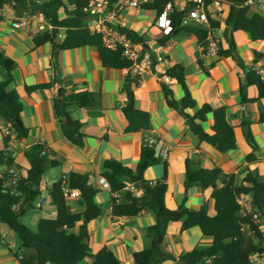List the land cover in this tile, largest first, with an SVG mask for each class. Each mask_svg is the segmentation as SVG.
<instances>
[{"label":"crops","instance_id":"crops-1","mask_svg":"<svg viewBox=\"0 0 264 264\" xmlns=\"http://www.w3.org/2000/svg\"><path fill=\"white\" fill-rule=\"evenodd\" d=\"M134 1L139 3V7H133L128 0H112L107 27L116 38L126 35L120 28L136 32L144 38L148 47L146 52L163 57V61L157 62L155 69H147L140 76H135L130 69L105 68L98 51L94 48L82 47L60 51L54 49L52 43L35 47L33 38L38 34V23H27L15 28L14 24L21 16L9 5L0 11V51L16 63L10 89H15L20 95L23 121L29 129L27 138L13 135L8 151L15 164L21 167L19 175L26 176L28 173L30 165L24 152L36 144L49 147L56 155L52 158L60 162L58 168L47 171L41 182L49 205L48 208L44 207L47 215L35 214L36 219L30 221L28 225L24 222L29 214L27 213L21 221L31 230L37 229L42 218L56 217L57 212L49 201V191L54 183L70 173H76L89 174L91 176L89 182L96 185L105 161L110 159L119 160L124 166L135 170L146 139L151 136L162 139L170 149L169 157L166 159L169 165L166 207L170 210L179 209L183 204L188 210H196L207 203L209 214L212 216L215 214L212 188L184 187L187 158L197 167L220 168L226 174H236L238 184L242 183V177L248 170H257L264 177V124L258 122L260 109L264 111V100L261 104H240L239 90L245 76L238 61L233 57L206 55L197 37L185 30L176 35H165L155 24L158 13L142 8L143 4L153 3L155 0ZM189 1L195 0H170L180 12L187 9ZM214 2L222 4L224 13L213 14L216 17L215 21L220 23L219 28L212 29L213 35L220 40L224 50L229 48L228 39L233 35L236 54L243 59L246 66H256L259 72L264 74V61L255 65V51L264 52V42H253L250 35L244 31L230 34L225 23L229 4L225 0ZM64 17L65 14L61 13V18ZM64 33L65 30L62 29L57 35L60 37V43ZM201 62L207 74L201 69L199 65ZM175 65L185 68L188 88L197 105L195 109H188L186 112L194 115L206 104L214 108H227V120L236 128L238 146L236 150L221 154L212 145L200 142L190 128L189 119L184 118L178 110L170 108L168 99L173 97L180 102L183 98L182 88L177 81L164 75L167 68ZM133 77L139 80L138 84L131 85L136 107L151 115L152 129L148 132H125L128 123L121 108L128 101L125 86L128 79ZM6 78L8 73L1 67L0 82ZM55 81L58 83L50 89H41L31 94L25 89L26 85L35 86ZM67 81L72 83L67 84ZM163 86L169 88L173 95H166ZM60 89H64L68 94L89 91L99 93L101 96L102 117H90L85 109H72V117L82 123L81 131L87 136L83 148L73 146L59 131L53 104ZM257 91L255 87L250 88L248 98L257 97ZM245 118L250 119L249 129L259 145L257 152L259 161L252 164L246 162L252 149L246 142L245 128H242V121ZM0 121L5 122L1 116ZM213 123V118L209 115L207 122L202 124L204 131L212 132ZM0 145L1 151L5 149L1 135ZM0 167L1 174L7 171L6 166ZM163 177L162 165L150 167L145 174L147 181H156ZM138 194L142 196V190ZM79 200V195L68 199L72 213L84 210L79 206ZM244 200L247 201L248 197ZM96 202L102 210V217L88 224L89 243L94 247L92 255L103 248H109L123 264H132L131 254L143 251L149 244L146 229L157 223L156 214L144 211L134 217H114L110 190H101ZM250 209L251 198L248 203L246 202L244 211ZM30 212L34 213L35 210ZM181 228L182 222L171 223L162 239L165 250L176 257L212 244V240L204 237L199 227L184 232H181ZM77 231L78 227L74 232ZM3 239L4 241H0V264H20L16 254L21 253V245L17 248L16 243L8 236H4ZM83 262L92 264L91 258H86L80 264ZM164 264L181 263L168 261Z\"/></svg>","mask_w":264,"mask_h":264},{"label":"trees","instance_id":"trees-1","mask_svg":"<svg viewBox=\"0 0 264 264\" xmlns=\"http://www.w3.org/2000/svg\"><path fill=\"white\" fill-rule=\"evenodd\" d=\"M91 0H0V11L4 6H11L20 15L42 13L46 20L53 26L52 29L37 34L33 38L35 47L52 43L54 49L60 51L79 49L82 47L94 48L101 57V63L109 69H130L132 63L123 56V48L116 50L104 46L101 33H91L88 24L83 22L84 10ZM112 2V0H110ZM170 0H155L153 3L142 5L145 10L162 13L164 7ZM210 5L214 0H206ZM229 4L226 27L232 32L244 31L249 34L253 42H264V14L252 13L244 5V0H225ZM196 3L189 1L188 8H194ZM70 8H73L70 10ZM61 13L65 14L61 18ZM185 11H178L174 7L171 15L172 32L176 35L180 31H187L197 37L203 45L209 35V29L198 26H184L181 24ZM1 19V16H0ZM219 21L210 20L211 29L219 28ZM65 30L61 43L56 44L57 35L60 30ZM126 34L128 40L134 44H141L144 51H148L144 38L136 32L120 28ZM229 48L219 52L220 58L233 57L243 70L245 79L239 90L241 105L252 103L261 104L264 100V74L260 73L256 66H246L243 59L236 54V45L233 38L228 39ZM152 69L157 66L156 55H151ZM264 61V52L255 51V65ZM201 69L207 74L202 65ZM5 68L8 78L0 82V116L5 122L11 124L13 133L21 138H27L29 129L23 121V105L19 93L10 89L13 82V72L16 63L0 51V68ZM264 70V67H263ZM165 76L176 80L183 91V98L179 102L168 99L170 108L178 110L180 114L191 120L190 128L200 142L212 145L216 151L226 154L238 148L236 141V128L227 120V108H214L210 104L204 105L194 115L186 111L196 108V101L191 95L187 83L185 68L181 65L171 66L166 69ZM58 83L49 82L45 84L28 86L25 89L28 94L41 89H50ZM62 83V82H61ZM71 84V81H67ZM138 78H129L125 86L128 101L122 112L127 120L126 133L148 132L152 129L151 115L136 107V101L131 89L132 84H138ZM166 86V85H165ZM164 87L166 95H173L171 90ZM257 88V97L248 98V90ZM102 101L99 93L79 92L68 94L64 89L58 91L54 99L53 112L59 124V131L62 137L77 148H83L87 136L82 133L83 127L79 120H74L71 115L72 109H85L90 117H102ZM213 118L212 132L204 131L202 124L207 122L208 116ZM258 122L264 124V111L260 109ZM251 121L243 119L242 128H250ZM11 138L4 139L5 149L0 150V166H6L7 171L0 179V241H4L1 235V226L6 225L15 233L21 242V253L16 256L20 264H80L86 258H91L92 264H123L109 248H103L95 255L91 254L88 224L102 217V210L97 204V197L101 190L89 185V174L70 173L53 184L49 191V201L56 210L55 218H42L36 230H31L22 224V218L31 210L41 209L37 206L38 199L42 195L41 182L43 176L51 169L58 168L60 162L55 157L53 150L44 144H36L24 152L30 169L26 176L19 175L16 185L5 188L9 178V170L21 167L16 165L9 153ZM247 144L252 152L247 156V163L258 162L257 152L259 145L255 136L249 129L246 138ZM162 165L164 177L156 181H147L145 174L152 166ZM186 189L212 188V198L215 201L212 216L209 214L206 203L196 210H188L184 204L176 210L166 207V196L168 186L166 184L169 165L166 160L158 158L155 150L148 145L142 148L137 167L133 170L124 166L119 160L110 159L105 161L101 172L110 186L112 198V215L116 218L134 217L144 211H152L157 216V223L146 229V237L149 240L147 248L143 251H135L131 254L132 264H164L168 261L176 262L179 259L185 260V264H250L249 256L255 252L264 250V177L257 170H248L242 177V183L238 184L236 174H226L220 168H202L193 165L191 159L186 162ZM154 182V183H152ZM127 183L134 184L141 189L142 196L127 191ZM77 191L80 196L79 206L84 208L78 213L71 212L68 198L64 189ZM250 197L252 209L244 211L240 204L241 198ZM257 215L258 220L254 218ZM173 222H182L181 232L199 227L204 237L210 238L212 244L206 248H196L191 252H184L180 256L167 252L161 243H158L159 236L163 237L166 230ZM248 227V231L244 227ZM78 227V231L74 232ZM250 232L252 241H248L246 233Z\"/></svg>","mask_w":264,"mask_h":264},{"label":"built area","instance_id":"built-area-1","mask_svg":"<svg viewBox=\"0 0 264 264\" xmlns=\"http://www.w3.org/2000/svg\"><path fill=\"white\" fill-rule=\"evenodd\" d=\"M128 1L133 7H139V3L137 1ZM205 1L206 0H195L194 2L196 3V6L194 8L185 9L184 11L186 14L183 16L181 24L184 26H198L209 29L207 40H205L204 44L202 45L203 50L206 55H219V52H221L223 47L220 43V40L212 33L210 20H215L216 17L213 16L214 13H224L223 6L220 2H213L210 5H206ZM244 5L255 13L264 14V0H244ZM109 8L110 0H91L88 6L82 10L85 16H90L92 18V20L87 23L88 29L91 33L102 34V40L105 47L113 50L122 47L123 56L126 60L132 63L130 70L135 76H140L143 71L147 69L150 70L152 68L151 55L149 52L143 51L141 44H134L128 40L126 35L119 36L117 38L113 37L111 31L107 27V22L111 16V14L108 13ZM173 11V3H167L164 7V10L158 15L155 21V24L163 30L165 35H170L172 32L171 15ZM33 22L38 23V34L46 31L47 29L53 28V26L46 20L45 16L40 12L35 14H26L19 17L17 22L14 24V27L20 28L24 24ZM156 57L158 63L163 61L162 56L159 55ZM0 135L3 139L7 137H13L14 133L10 123L0 121ZM145 145L152 147L155 150V154L158 158L166 160L167 157H169L170 149L162 139L154 136L148 137L146 139ZM8 175L9 178L6 181L5 188L16 185L20 177L19 171H17L16 168L9 170ZM2 178L3 173H0V179ZM88 184L99 190L110 189L109 183L103 177L98 178L96 185L91 182H88ZM44 189L45 188H42L41 186L42 192ZM126 190L139 196L138 193L141 189L136 188L134 184L127 183ZM64 193L68 199L75 198L79 195L77 191H71L68 188L64 189ZM245 198V196L241 198L240 204L243 205ZM45 205H47V197L43 192L41 197L38 199V207L42 208ZM254 218L258 220L257 215H254ZM261 229L264 231V225L261 227ZM249 261L250 264H264V250L258 253H253L251 256H249Z\"/></svg>","mask_w":264,"mask_h":264},{"label":"rangeland","instance_id":"rangeland-1","mask_svg":"<svg viewBox=\"0 0 264 264\" xmlns=\"http://www.w3.org/2000/svg\"><path fill=\"white\" fill-rule=\"evenodd\" d=\"M1 146V145H0ZM1 168V167H0ZM52 170V169H51ZM249 197H248V200L247 201H245L244 200V203H243V207L245 208V205H246V202L248 203L249 202ZM44 207H46V208H48L49 207V205L47 204V205H45ZM43 207V209H37V210H35V212L34 213H31L30 211L28 212L29 214L27 215V217H26V221H24L25 223H27L28 225H30L29 223H30V221H33V220H35L36 219V215L38 214H45V215H47V213H46V209ZM36 214V215H35ZM24 218V217H23ZM22 218V219H23ZM33 230H35V229H33ZM244 230L245 231H248V229H247V227H244ZM1 235H2V237H4V236H8L9 237V239L11 240V241H13L14 243H16V245H17V248L18 247H20V245H22L21 244V242H20V240H19V238H18V236L15 234V233H13L6 225H2L1 226ZM246 237H247V240L250 242V241H252V236H251V234H250V232H247L246 233ZM93 246H91L90 245V250H91V254H92V252H93ZM82 264H87V263H85V262H83Z\"/></svg>","mask_w":264,"mask_h":264},{"label":"water","instance_id":"water-1","mask_svg":"<svg viewBox=\"0 0 264 264\" xmlns=\"http://www.w3.org/2000/svg\"><path fill=\"white\" fill-rule=\"evenodd\" d=\"M82 20H83V22L88 23L89 21L92 20V18L90 16H85ZM229 33L230 34L232 33L231 29H229ZM55 43H57V44L60 43V37L59 36H57ZM189 121L191 122V120H189ZM245 132L248 134L249 133V128L246 127L245 128ZM162 239H163V236L160 235L159 239H158V243H161ZM85 240L87 242L89 241V239L87 237L85 238ZM178 262L181 263V264H185V260H183V259H179Z\"/></svg>","mask_w":264,"mask_h":264}]
</instances>
